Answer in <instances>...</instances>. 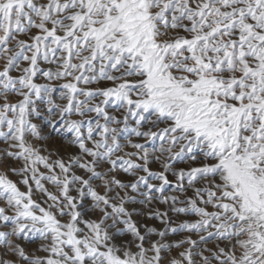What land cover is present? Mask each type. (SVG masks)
Instances as JSON below:
<instances>
[{
	"label": "snow or ice",
	"instance_id": "snow-or-ice-1",
	"mask_svg": "<svg viewBox=\"0 0 264 264\" xmlns=\"http://www.w3.org/2000/svg\"><path fill=\"white\" fill-rule=\"evenodd\" d=\"M0 62V264H264V0H0ZM46 96L67 160L28 144Z\"/></svg>",
	"mask_w": 264,
	"mask_h": 264
},
{
	"label": "rangeland",
	"instance_id": "rangeland-1",
	"mask_svg": "<svg viewBox=\"0 0 264 264\" xmlns=\"http://www.w3.org/2000/svg\"><path fill=\"white\" fill-rule=\"evenodd\" d=\"M0 66H2V62H0ZM22 67H26L27 65L26 64H22L21 65ZM41 68H43L44 70H47L49 67L51 66H48V65H44V64H41L40 65ZM47 66V67H46ZM54 70V69H53ZM19 72H16V71H13L11 73V75L14 77V78H17L19 76L18 74ZM37 85H47L49 86L50 88L52 87H55L56 88V91L52 94V97L51 99L53 100V102L56 104V105H61L63 103V101L60 100V95L59 93H62V89H60L57 85L59 83H63L64 81H58V82H55V83H49L48 81L45 80V78L42 76V75H39L35 81H34ZM110 86V85H109ZM49 99V97H44L43 100L46 101L47 103V100ZM55 98V99H54ZM19 100V97H16L14 94H10L9 97H8V102L9 103H16L17 101ZM41 101V100H40ZM38 102V101H37ZM58 103V104H57ZM51 117V118H50ZM49 118H47L45 120V118L42 117V113L40 116H33L31 117V122L36 124L37 125V128L38 130H42L40 132L41 136L43 137V139L41 140H35L33 138H31L30 136L28 137V144H30L34 149L36 150H39L38 154L41 155V156H45V157H48L50 161H55L56 159H59V158H62V159H68L69 155L72 154V153H75L77 150L74 148V147H69V144H70V141L72 140V136L71 134L67 133L59 124H57L56 128L53 129L52 127H50V124L49 122L50 121H53V117L50 116ZM11 118V117H9ZM73 119H76V117H73ZM46 126V127H45ZM46 129H49L50 130V133L48 135V133H45L44 132L46 131ZM62 129V130H61ZM6 131V128L4 129ZM58 138V139H57ZM128 139L129 137L127 136V134H125L122 138H121V144L124 146V152H132L134 151V149L132 148H128ZM135 139V140H134ZM35 140V141H34ZM123 140V141H122ZM2 142V143H1ZM36 142V143H35ZM50 142V143H49ZM52 142V143H51ZM68 142V143H67ZM131 142H139V143H144L145 141L143 140H138L137 138L135 137H131ZM54 143V144H53ZM3 144V146L1 145ZM50 145V146H49ZM53 145V146H51ZM68 147H67V146ZM47 147V148H46ZM7 148V144H5L3 141H0V153H3L4 149ZM67 148V150H66ZM152 150H155L158 148V144H154V146L152 145ZM69 149V150H68ZM131 149V150H130ZM47 150V151H46ZM71 150L73 152H71ZM68 151V152H67ZM71 152V153H70ZM69 153V154H68ZM123 154V153H121ZM0 159H3L2 156H0ZM87 159V158H86ZM9 165L11 166V168H15L17 170H19L22 166H23V162H19V163H15V162H12V161H7V163L5 164V167L4 168H0V174L4 173L5 172V169L9 167ZM156 165V167H155ZM183 165V166H181ZM179 165L180 167H184V168H188L189 165L187 164H181ZM187 165V166H186ZM192 167H196V166H199V165H196V164H193L191 165ZM154 167V168H153ZM160 168V165L159 164H154V166H152V170L153 171H158ZM39 171L44 174V175H48L49 173L47 172V170L43 169V167L41 166L39 168ZM58 172V170H57ZM79 174V173H78ZM80 174H83L82 172ZM123 175V174H121ZM7 178L9 180H11L12 182L16 183L19 190L21 192H27L28 191V188L23 184V183H20L22 177L19 176V175H14L12 174L11 171H8L7 172ZM42 183L44 184L45 188L48 190V192H50L51 194L53 195H57L59 196V190L54 186V185H51L47 182H44L42 181ZM97 183H102V181L100 182H97ZM33 189H35V184H32L31 185ZM51 186V187H50ZM95 187V185H93ZM102 190H101V194H102ZM71 195L75 196L76 193L75 192H72L70 193ZM187 196L189 197H192L193 196V192L191 189H189L186 193ZM43 194L42 193H38V192H35L33 193V200L36 201L37 203H40L41 206H44V207H47V204L44 203L45 201V197L43 198ZM43 199V200H42ZM50 203V202H49ZM86 204L84 205V208H88L90 205H89V202H85ZM0 207H5L7 208V205H6V202L4 201H0ZM155 209H158L159 211L163 212L166 210L167 206L165 205H160V204H156L155 206ZM128 210L129 211H135V215H133L132 219L133 221L138 225V226H141V225H147L148 227H154L156 228L157 230H162L163 228V225H161L158 221H152V220H147L146 218L144 220H139L137 217L138 215L141 213L140 210L142 211H147L146 213V216L148 214V211L149 209L148 208H145L143 206V204L141 203H137L136 205H128L127 206ZM144 208V209H143ZM9 210V211H8ZM7 211L9 212V214H11V212L13 211L12 209H7ZM81 211L84 213L85 215V218L86 219H92V220H95V219H98L99 218V213H91V212H85L84 209H81ZM67 217H64V218H61L62 222H67ZM156 222V223H154ZM160 226V227H159ZM159 227V228H158ZM142 234H143V230H142ZM178 236V237H176ZM176 236H174V238L170 237L171 241L173 243H177L181 240L184 239V235L183 234H177ZM176 237V238H175ZM131 237L128 236L127 234H122V235H119L116 237L115 239V242L119 245L123 242H125L127 239H130ZM196 238L195 236L193 237V239ZM155 239V238H154ZM174 241H173V240ZM167 242V241H166ZM40 244H41V239L39 236H36V237H33L32 239L28 240V241H25V246L26 248L32 252V253H35L37 255H40V256H43L44 253H37L36 252V249L40 247ZM205 247H208V248H212L213 245L212 244H208L206 245ZM173 255H175V252L172 253Z\"/></svg>",
	"mask_w": 264,
	"mask_h": 264
},
{
	"label": "bare ground",
	"instance_id": "bare-ground-1",
	"mask_svg": "<svg viewBox=\"0 0 264 264\" xmlns=\"http://www.w3.org/2000/svg\"><path fill=\"white\" fill-rule=\"evenodd\" d=\"M41 67V66H40ZM47 67V66H46ZM19 74V73H18ZM55 83V82H54ZM49 87V86H48ZM59 94H61V93H59ZM48 99V98H47ZM55 99V98H54ZM58 104V103H57ZM37 107H38V109L40 110V112L42 113V117L43 118H45V120L47 119V118H49L50 116H46V111H47V107H48V105H47V103H46V101L45 100H41V101H38L37 102ZM51 118V117H50ZM53 119V118H52ZM46 127V126H45ZM40 130V129H39ZM62 130V129H61ZM40 131H42V130H40ZM45 133H48V135H49V133H50V130L49 129H46V131L44 132V134ZM72 138V137H71ZM58 139V138H57ZM135 140V139H134ZM35 141V140H34ZM37 141V140H36ZM123 141V140H122ZM2 143V142H1ZM36 143V142H35ZM50 143V142H49ZM52 143V142H51ZM68 143V142H67ZM135 143V142H134ZM54 144V143H53ZM2 146H3V144H1ZM50 146V145H49ZM51 146H53V145H51ZM67 146V145H66ZM125 146V145H124ZM154 146V145H153ZM68 147V146H67ZM47 148V147H46ZM71 148V147H70ZM129 148V147H128ZM153 149V148H152ZM66 150H67V148H66ZM69 150V149H68ZM131 150V149H130ZM47 151V150H46ZM68 152V151H67ZM71 152H73L72 150H71ZM70 152V153H71ZM69 154V153H68ZM66 160V159H65ZM154 166V165H153ZM181 166H183V165H181ZM187 166V165H186ZM155 167H156V165H155ZM154 168V167H153ZM80 174V173H79ZM52 185V184H51ZM51 187V186H50ZM39 193V192H38ZM103 194V193H102ZM44 198V197H43ZM43 200V199H42ZM88 203V202H87ZM86 204V203H85ZM87 205V204H86ZM144 209V208H143ZM9 211V210H8ZM140 214L138 215V219L139 220H144L145 218H146V213H147V211H141L140 210ZM137 214V213H136ZM154 223H156V222H154ZM139 225V224H138ZM160 227V226H159ZM158 227V228H159ZM176 237H178V236H176ZM175 237V238H176ZM172 238H174V237H172ZM195 239V238H194ZM173 240V239H172ZM174 241V240H173Z\"/></svg>",
	"mask_w": 264,
	"mask_h": 264
}]
</instances>
